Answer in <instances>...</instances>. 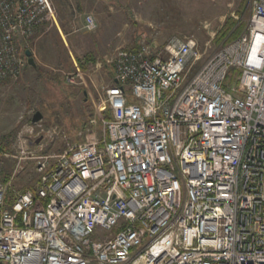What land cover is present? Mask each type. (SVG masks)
<instances>
[{
    "label": "built area",
    "instance_id": "1",
    "mask_svg": "<svg viewBox=\"0 0 264 264\" xmlns=\"http://www.w3.org/2000/svg\"><path fill=\"white\" fill-rule=\"evenodd\" d=\"M54 17L49 0H0V87ZM201 57L193 38L117 49L103 137L41 162L11 204L0 181V264H264V0L189 75Z\"/></svg>",
    "mask_w": 264,
    "mask_h": 264
},
{
    "label": "rangeland",
    "instance_id": "2",
    "mask_svg": "<svg viewBox=\"0 0 264 264\" xmlns=\"http://www.w3.org/2000/svg\"><path fill=\"white\" fill-rule=\"evenodd\" d=\"M114 1L119 6L102 11L95 30L86 28L85 7L76 11L78 8L68 3L66 13H54L55 17L39 27L22 47V54L32 51L36 67L29 65L23 54L27 61L22 75L0 87V181L9 187L10 204L16 194L36 190L41 162L51 166L55 156L69 147L103 137L102 119L108 118L104 110L102 114L98 112V100H104L106 89L114 84V65L109 59L117 49L154 43L163 49L173 38H193L202 57L190 72L192 75L229 43L236 29L243 27L240 35L245 32L254 2ZM233 22L229 34L220 37ZM78 70L87 87L79 80L77 84L67 81ZM37 112L43 118L33 123Z\"/></svg>",
    "mask_w": 264,
    "mask_h": 264
},
{
    "label": "crops",
    "instance_id": "3",
    "mask_svg": "<svg viewBox=\"0 0 264 264\" xmlns=\"http://www.w3.org/2000/svg\"><path fill=\"white\" fill-rule=\"evenodd\" d=\"M49 1H50V4L52 6V9H53V12L55 13V15H60L62 13H66L64 8L67 7L68 3H70L69 6H74L75 8L76 7L78 8V9H76V11H82L85 7V10L88 13V15H95L96 18H94V16H93L95 22H96V20L98 22V17H99L98 15L102 11H108L109 9H107V8H109V7H110V10H113L114 5L119 6L114 0H113V3L110 0H85V1L84 0H76V2H74L72 0H49ZM109 4H111V5L109 6ZM110 14H113V11H111ZM77 67L80 69L79 66H77ZM112 81L114 84L116 83L114 77H113ZM102 102H103V99L98 100V103H102ZM103 112L108 113L109 112L108 107H104ZM100 117H101V119L103 118L102 115ZM69 149H70V147L68 148V150ZM33 192H35V191L33 190Z\"/></svg>",
    "mask_w": 264,
    "mask_h": 264
},
{
    "label": "trees",
    "instance_id": "4",
    "mask_svg": "<svg viewBox=\"0 0 264 264\" xmlns=\"http://www.w3.org/2000/svg\"><path fill=\"white\" fill-rule=\"evenodd\" d=\"M235 24V22H233V23H231L230 24V26H228V27H226L220 34H221V36L220 37H226L228 34H229V32L231 31V28H232V26ZM242 29H243V27L241 28V29H236L237 30V32H235L230 38H229V42H231L232 40H234L235 38H237L239 35H240V33H241V31H242ZM227 42V41H226ZM228 43V42H227ZM23 54L25 55V51L23 52ZM81 65V67L83 68L84 67V65H82V64H80ZM107 118L108 119H112V114H111V112H110V110H109V112L107 113Z\"/></svg>",
    "mask_w": 264,
    "mask_h": 264
},
{
    "label": "water",
    "instance_id": "5",
    "mask_svg": "<svg viewBox=\"0 0 264 264\" xmlns=\"http://www.w3.org/2000/svg\"><path fill=\"white\" fill-rule=\"evenodd\" d=\"M153 46L156 47V44L154 43ZM25 55L28 58L29 65H32V66L36 67V63L34 61V58L32 57V51L31 50H26ZM42 118H43L42 114L40 112H37L34 115V117L32 119V122L33 123H38L40 120H42Z\"/></svg>",
    "mask_w": 264,
    "mask_h": 264
}]
</instances>
